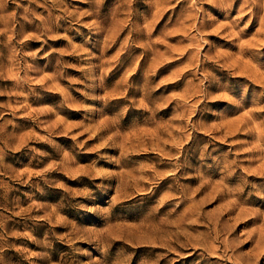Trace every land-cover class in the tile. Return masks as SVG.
Masks as SVG:
<instances>
[{
  "label": "rangeland",
  "instance_id": "rangeland-1",
  "mask_svg": "<svg viewBox=\"0 0 264 264\" xmlns=\"http://www.w3.org/2000/svg\"><path fill=\"white\" fill-rule=\"evenodd\" d=\"M0 264H264V0H0Z\"/></svg>",
  "mask_w": 264,
  "mask_h": 264
}]
</instances>
